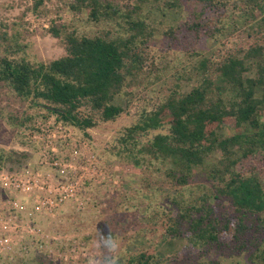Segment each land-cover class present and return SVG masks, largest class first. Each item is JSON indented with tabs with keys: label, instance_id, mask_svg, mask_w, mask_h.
I'll list each match as a JSON object with an SVG mask.
<instances>
[{
	"label": "trees",
	"instance_id": "1",
	"mask_svg": "<svg viewBox=\"0 0 264 264\" xmlns=\"http://www.w3.org/2000/svg\"><path fill=\"white\" fill-rule=\"evenodd\" d=\"M43 2L33 0V8ZM159 2L185 5L187 15L164 28L166 43L155 55L149 42L157 30L142 14L144 5ZM240 2L233 9L249 24V42L219 57L195 49L227 26L220 0H72L69 9L84 10L90 22L105 27L78 35L65 25L51 26L47 31L63 40L65 53L48 62L0 58L2 86L44 110V118L72 125L88 138L87 129L127 112L136 88L171 69L166 93L136 105L135 120L111 146L168 180L173 193L147 222L162 224L168 240L187 238L198 249L189 264H223L204 259L210 251L247 258L239 264H264V0ZM178 46L187 58L176 55ZM7 161L13 156L0 154V169ZM126 262L161 261L145 249Z\"/></svg>",
	"mask_w": 264,
	"mask_h": 264
},
{
	"label": "rangeland",
	"instance_id": "2",
	"mask_svg": "<svg viewBox=\"0 0 264 264\" xmlns=\"http://www.w3.org/2000/svg\"><path fill=\"white\" fill-rule=\"evenodd\" d=\"M70 1L44 0L35 10L33 0H0V58L10 55L32 63L48 62L65 53L63 40L47 31L51 26L65 25L78 35H92L105 27L90 22L84 10L69 9ZM220 1L228 24L214 40L206 39L196 46L195 50L202 55L219 57L235 45L249 42V24L241 12L233 9L234 3L241 4L240 0ZM142 15L157 30L149 42L150 51L156 55L166 43L164 28L177 25L186 17L187 9L185 5L168 8L162 2L150 3L144 5ZM181 52L183 57H188L187 52L183 53L182 49ZM181 52L178 46L176 55ZM172 56L175 61L177 58ZM171 73V69H166L152 85L136 88L132 104L125 108L127 112L114 121L87 129L90 138L76 129L77 136L87 141L98 166L94 184L86 188L85 207L67 208L50 220L41 221L43 231L49 236L47 242H41L39 252L0 255V264H37L39 260L45 264H127L130 256L145 249H151L160 264H189L188 259L197 256L198 249L192 248L187 238L168 240L163 237L162 224L147 222L152 211L165 207L168 195L173 193L168 180L134 165L111 146L117 133L135 120L136 105L150 97L157 100L156 97L166 93ZM182 86L189 85L182 82ZM116 102L124 106L122 99L117 98ZM39 108L0 84V154L11 155L14 160L5 162L4 168H14L18 162L34 157L29 142L31 123L34 119H46L42 116L45 111ZM18 153L27 155L21 159ZM204 259H218L223 264L248 262L246 257L223 256L215 251L208 252Z\"/></svg>",
	"mask_w": 264,
	"mask_h": 264
},
{
	"label": "built area",
	"instance_id": "3",
	"mask_svg": "<svg viewBox=\"0 0 264 264\" xmlns=\"http://www.w3.org/2000/svg\"><path fill=\"white\" fill-rule=\"evenodd\" d=\"M29 142L33 158L0 169V255L39 252L49 236L42 222L67 208L83 209L98 171L87 141L72 125L34 119Z\"/></svg>",
	"mask_w": 264,
	"mask_h": 264
}]
</instances>
